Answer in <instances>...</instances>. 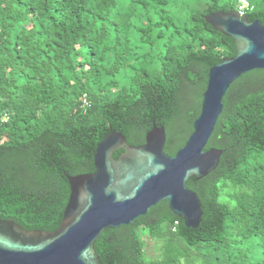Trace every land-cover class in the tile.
Instances as JSON below:
<instances>
[{
  "label": "trees",
  "instance_id": "16d2710c",
  "mask_svg": "<svg viewBox=\"0 0 264 264\" xmlns=\"http://www.w3.org/2000/svg\"><path fill=\"white\" fill-rule=\"evenodd\" d=\"M239 1L0 0V218L57 231L67 176L95 171L111 130L140 146L154 124L165 126L174 156L193 132L210 69L237 55L205 16ZM250 2L246 16L264 24V0ZM211 147L225 150L217 169L186 182L202 202L199 227L162 201L101 234L104 264H264V70L232 84Z\"/></svg>",
  "mask_w": 264,
  "mask_h": 264
},
{
  "label": "water",
  "instance_id": "95a60500",
  "mask_svg": "<svg viewBox=\"0 0 264 264\" xmlns=\"http://www.w3.org/2000/svg\"><path fill=\"white\" fill-rule=\"evenodd\" d=\"M214 30L232 38L237 55L209 72L199 116L186 144L174 156L165 152V126L154 124L140 146L111 130L94 158L95 171L67 176L70 198L61 227L55 232L27 230L15 220L0 218V264H104L95 243L107 229L132 224L162 201L184 221L198 228L200 197L187 187L217 169L225 150L207 145L224 111L232 84L254 70H264V24L235 11L205 16ZM123 149L118 159L114 153Z\"/></svg>",
  "mask_w": 264,
  "mask_h": 264
},
{
  "label": "built area",
  "instance_id": "2783aa9c",
  "mask_svg": "<svg viewBox=\"0 0 264 264\" xmlns=\"http://www.w3.org/2000/svg\"><path fill=\"white\" fill-rule=\"evenodd\" d=\"M254 9V5L250 2V0H240L237 12L239 14L246 15L248 12Z\"/></svg>",
  "mask_w": 264,
  "mask_h": 264
},
{
  "label": "rangeland",
  "instance_id": "374dc122",
  "mask_svg": "<svg viewBox=\"0 0 264 264\" xmlns=\"http://www.w3.org/2000/svg\"><path fill=\"white\" fill-rule=\"evenodd\" d=\"M145 232H146V230L143 231V234H145ZM145 239H147V242H148L147 252H148L149 256H151L154 253V251H155L154 248H153V243L148 238H145Z\"/></svg>",
  "mask_w": 264,
  "mask_h": 264
}]
</instances>
